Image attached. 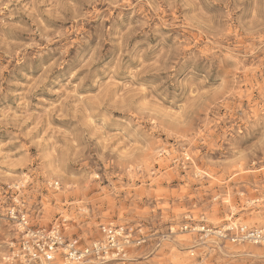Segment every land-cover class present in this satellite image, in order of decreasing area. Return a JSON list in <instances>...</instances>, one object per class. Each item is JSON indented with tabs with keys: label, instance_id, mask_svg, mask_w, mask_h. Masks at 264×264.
Here are the masks:
<instances>
[{
	"label": "rangeland",
	"instance_id": "374dc122",
	"mask_svg": "<svg viewBox=\"0 0 264 264\" xmlns=\"http://www.w3.org/2000/svg\"><path fill=\"white\" fill-rule=\"evenodd\" d=\"M16 184L34 224L146 225L125 264H264L161 238L188 212L264 225V0H0V264H24Z\"/></svg>",
	"mask_w": 264,
	"mask_h": 264
},
{
	"label": "built area",
	"instance_id": "2783aa9c",
	"mask_svg": "<svg viewBox=\"0 0 264 264\" xmlns=\"http://www.w3.org/2000/svg\"><path fill=\"white\" fill-rule=\"evenodd\" d=\"M51 185L59 187L58 182ZM21 189L22 186L18 184L9 186L10 202L3 217L12 224L17 234L10 244L13 258L24 264H54L58 260L62 264H125L136 259H129L133 251L143 248L151 240L146 225L142 223H101L95 238L68 232L69 219L62 215L49 225L34 224L20 195ZM177 231L191 234L199 244L210 250L228 244L264 247V225L239 222L238 219L232 220L231 216L225 218L223 223L214 225L206 215L195 218L188 212L183 216L178 230L170 226L168 233L162 235V240L171 238Z\"/></svg>",
	"mask_w": 264,
	"mask_h": 264
},
{
	"label": "bare ground",
	"instance_id": "6f19581e",
	"mask_svg": "<svg viewBox=\"0 0 264 264\" xmlns=\"http://www.w3.org/2000/svg\"><path fill=\"white\" fill-rule=\"evenodd\" d=\"M57 182V181H56ZM59 183V182H58ZM58 187H56V189H57ZM130 259V258H129ZM29 263V262H28ZM27 263V264H28ZM54 264H62V262H61V260H58L56 263H54Z\"/></svg>",
	"mask_w": 264,
	"mask_h": 264
}]
</instances>
